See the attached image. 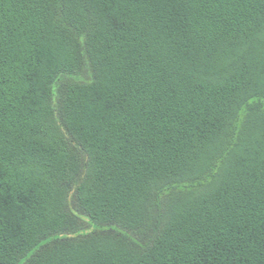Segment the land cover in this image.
<instances>
[{
  "label": "trees",
  "instance_id": "1",
  "mask_svg": "<svg viewBox=\"0 0 264 264\" xmlns=\"http://www.w3.org/2000/svg\"><path fill=\"white\" fill-rule=\"evenodd\" d=\"M0 264H264V0H0Z\"/></svg>",
  "mask_w": 264,
  "mask_h": 264
},
{
  "label": "rangeland",
  "instance_id": "2",
  "mask_svg": "<svg viewBox=\"0 0 264 264\" xmlns=\"http://www.w3.org/2000/svg\"><path fill=\"white\" fill-rule=\"evenodd\" d=\"M92 229V228H91Z\"/></svg>",
  "mask_w": 264,
  "mask_h": 264
}]
</instances>
